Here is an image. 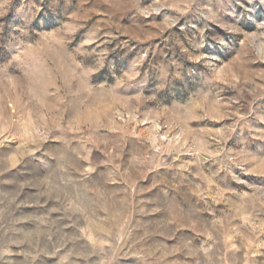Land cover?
<instances>
[{"label": "clouds", "instance_id": "9594fccd", "mask_svg": "<svg viewBox=\"0 0 264 264\" xmlns=\"http://www.w3.org/2000/svg\"><path fill=\"white\" fill-rule=\"evenodd\" d=\"M0 264H264V0H0Z\"/></svg>", "mask_w": 264, "mask_h": 264}]
</instances>
